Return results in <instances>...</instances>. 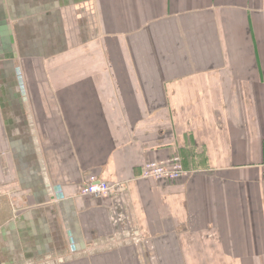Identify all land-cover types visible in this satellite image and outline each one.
Here are the masks:
<instances>
[{
  "label": "crops",
  "instance_id": "obj_1",
  "mask_svg": "<svg viewBox=\"0 0 264 264\" xmlns=\"http://www.w3.org/2000/svg\"><path fill=\"white\" fill-rule=\"evenodd\" d=\"M1 70L21 262L264 264V0H0Z\"/></svg>",
  "mask_w": 264,
  "mask_h": 264
},
{
  "label": "rangeland",
  "instance_id": "obj_2",
  "mask_svg": "<svg viewBox=\"0 0 264 264\" xmlns=\"http://www.w3.org/2000/svg\"><path fill=\"white\" fill-rule=\"evenodd\" d=\"M69 57H75V55ZM67 61L86 62L87 55H78L77 59L72 58L71 60ZM11 75L12 72L10 71H0V94L2 95L0 96V109L3 108L5 103L8 106H14L11 95L15 92V89L10 78ZM4 127V118L2 117V113L0 111V264H55L56 260L54 259V257L44 259L42 260V262L41 260L38 261L36 259H30L27 261L25 260L24 263L21 262V259L19 258L21 254L26 253L21 251V240L19 237V219L15 218L21 213L20 211L22 210V207L20 206V203H23V195L21 196L20 192H14V194H11L13 191L19 190L21 183L12 180L13 176L11 173V165L6 164L5 162V160L9 162V158L6 156V154H9V150L4 148V140L6 141V133ZM4 150H6V154H4ZM82 231L84 230L82 229ZM23 232L26 233L27 231L23 229ZM41 232L44 233L43 225H38L36 229H32L29 232V235L40 236ZM48 241L52 243L51 238H48ZM106 241L107 244L102 245V250L107 251V253L115 254L117 251H119L120 253L130 252V248L125 249L121 246H117V243L114 242L115 239H111V237H109V239H106ZM34 242L37 241L34 240ZM65 246H67V243L65 244ZM116 247L120 248H118V250L116 251ZM70 249L74 251V248L70 247ZM76 253H78L82 257L65 260L68 261L66 264H88L87 245H84L82 248L76 251ZM95 264L103 263L95 262Z\"/></svg>",
  "mask_w": 264,
  "mask_h": 264
},
{
  "label": "built area",
  "instance_id": "obj_3",
  "mask_svg": "<svg viewBox=\"0 0 264 264\" xmlns=\"http://www.w3.org/2000/svg\"><path fill=\"white\" fill-rule=\"evenodd\" d=\"M185 169L181 159L177 156L167 160L146 161L140 171V176L147 179H169L173 180L181 177ZM111 189V185L100 179L92 177L80 188L82 195H106Z\"/></svg>",
  "mask_w": 264,
  "mask_h": 264
}]
</instances>
